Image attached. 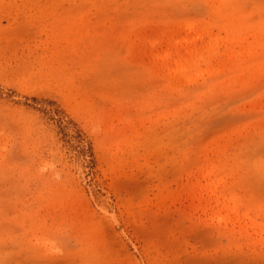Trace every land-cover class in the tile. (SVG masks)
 <instances>
[{"label":"rangeland","instance_id":"1","mask_svg":"<svg viewBox=\"0 0 264 264\" xmlns=\"http://www.w3.org/2000/svg\"><path fill=\"white\" fill-rule=\"evenodd\" d=\"M79 3L0 0V264H264V0Z\"/></svg>","mask_w":264,"mask_h":264},{"label":"bare ground","instance_id":"2","mask_svg":"<svg viewBox=\"0 0 264 264\" xmlns=\"http://www.w3.org/2000/svg\"><path fill=\"white\" fill-rule=\"evenodd\" d=\"M110 1H112V0H80V5L81 6H85V7H93V8H95V10H96V12L99 14V16H100V20H99V23H98V25L101 27V26H106L107 24H109V25H114V26H117V24L119 25V23L121 24L122 23V21L123 20H120V18L118 17H110L108 14H107V11H108V9H110V7H111V9H113V6H111L112 4H110V3H113V5L114 6H116V5H118V9L119 8H121L122 7V5H121V7H119V5H120V3H122V1L123 0H113L112 2H110ZM128 1H130V0H128ZM135 2H138V0H134ZM53 2V1H52ZM58 3H60V2H58ZM126 4V3H125ZM128 4V3H127ZM131 4V3H130ZM221 6H223V5H221ZM117 7V6H116ZM222 9V13L223 14H225V15H232L233 16V11H231L230 9H229V7L228 6H224V7H221ZM116 10V9H115ZM86 11H84V12H82V13H84V14H87V13H85ZM149 13V12H148ZM236 17H237V15H236ZM230 19V18H229ZM121 21V22H120ZM129 21H131L130 19H129ZM132 21H133V19H132ZM124 22H126L125 20L123 21V23ZM134 22H135V19H134ZM133 22V23H134ZM128 24H129V22H127ZM132 23V22H131ZM135 25V24H134ZM185 25V24H184ZM183 25V26H184ZM182 26V27H183ZM198 25H196V23L194 22V23H192V22H190V23H187L186 25H185V28L183 27V31L185 30V32H183V33H185L186 34V37H185V39L184 38H182V39H180V40H178L179 41V43H181L182 44V47L181 48H184V49H186V51H187V54H186V58L185 59H182L181 57H179V55H177L176 54V57H174V59H172V61H170L171 62V64H169V65H171V66H169L168 65V63H167V61H166V67H164L165 69L167 68V71H164L165 73H168L169 71H168V69L171 71V73L173 74V71L175 72V73H178L177 74V77L179 76V81L178 82H182V81H180V78L182 79V80H186V81H190L191 79H188V78H194V76L193 75H195V73H190L191 71V68L193 67V66H196V63L197 62H199L200 61V58L199 59H192L194 56L193 55H195V56H197L195 53H194V51L195 50H197V49H199V48H197V44L199 43L198 42V40H203L202 38H203V36H201V39H199V33H197V31L195 30V28L197 27ZM111 27V26H110ZM93 30H92V33L90 34L88 31H90L89 30V28H87L86 29V31H80V32H76V35L78 36V38L81 40L82 38L81 37H83V36H88V35H91V36H93V35H97L98 36V34H100V33H102V31H100V30H98V28L97 27H95V28H92ZM116 29V28H115ZM118 29V28H117ZM120 29V28H119ZM198 29H199V26H198ZM197 29V30H198ZM73 30V29H72ZM200 31H201V29H199ZM100 31V32H99ZM182 31V30H181ZM180 31V32H181ZM196 31V32H195ZM199 31V32H200ZM91 32V31H90ZM98 32V33H97ZM67 33L69 34H71V33H74V31L73 32H70V30L69 31H67ZM104 33V32H103ZM106 33V32H105ZM105 33L103 34V35H105ZM117 34V33H116ZM182 34V33H181ZM204 34V33H203ZM102 35V34H101ZM101 35H99V36H101ZM103 35H102V37H103ZM200 35H202V34H200ZM206 35V34H205ZM204 35V36H205ZM119 36V35H118ZM185 35L183 34V37H184ZM73 37V36H72ZM90 37V36H89ZM88 37V38H89ZM121 37V36H120ZM206 37V36H205ZM207 37H208V35H207ZM86 38V37H85ZM75 39H77L76 37H75ZM102 39H104V38H102ZM78 40V39H77ZM77 40H76V42H77ZM106 40V39H105ZM209 40L211 41L210 43H209V46L211 47V46H213V44H212V38L210 37L209 38ZM66 41H67V39H66ZM229 41H232L231 39H229ZM176 45H178V44H176ZM206 47L208 46V45H205ZM203 48H204V46H202ZM208 48V47H207ZM212 48V47H211ZM201 50H202V48H200ZM168 50V49H167ZM179 51H180V49H178ZM182 51V50H181ZM185 51V50H184ZM166 52V51H165ZM165 52H163V53H165ZM196 52H201V51H196ZM168 53H169V51H168ZM178 53V52H177ZM186 53V52H185ZM184 53V54H185ZM160 54V53H159ZM183 54V55H184ZM200 54V53H199ZM161 55V54H160ZM182 55V56H183ZM170 57H171V55H170ZM169 57V58H170ZM172 57V58H173ZM159 58H160V56H159ZM158 58V59H159ZM162 58H164V55H162L161 56V59ZM166 58H168V55H166L165 56V59ZM197 58V57H196ZM193 61H192V60ZM160 60V59H159ZM163 60V59H162ZM167 60V59H166ZM164 61V60H163ZM162 61V62H163ZM169 62V63H170ZM164 66H165V64H164ZM164 70V69H163ZM207 71H211V69H209V70H207ZM170 73V74H171ZM174 73V74H175ZM169 74V73H168ZM169 74V75H170ZM173 74V76L175 77V75ZM192 74V75H191ZM197 75L199 74L200 75V73H196ZM191 77H190V76ZM188 77V78H187ZM176 78V77H175ZM178 79V78H177ZM184 80V81H185ZM214 163V162H213ZM213 163H210L211 165H210V167H208V169H205V170H203L202 169V172H200V174H201V176L205 179V178H208L210 175H211V173L210 172H212V170L214 169L215 171H213L212 173H216L218 170L216 169V165L215 164H213ZM215 165V166H214ZM221 184V182H217V183H213V184H207V185H205V186H203L202 184H198L197 186L195 185V187H196V189L198 188V190L199 191H202L203 189H210L212 186L213 187H215L216 189H218V187H219V185ZM221 197H223L222 195H221ZM253 225H254V227L255 228H258L257 226L258 225H256V223H253Z\"/></svg>","mask_w":264,"mask_h":264}]
</instances>
